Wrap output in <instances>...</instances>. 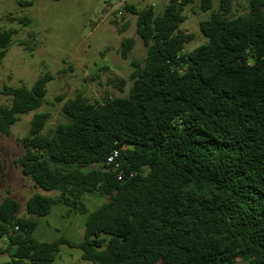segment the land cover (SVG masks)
Masks as SVG:
<instances>
[{
    "label": "trees",
    "instance_id": "16d2710c",
    "mask_svg": "<svg viewBox=\"0 0 264 264\" xmlns=\"http://www.w3.org/2000/svg\"><path fill=\"white\" fill-rule=\"evenodd\" d=\"M193 1L170 0L160 14L125 7L146 48L126 97L92 103L77 94L50 134L49 115H33L21 173L59 195L33 194L24 217L3 198L0 255L9 261L0 264H56L62 245L92 264H264V0L236 16L221 0L199 22L207 41L184 52L192 35L180 28L182 10ZM198 1L212 9V0ZM12 40L0 30V65ZM133 46L122 39L121 55ZM50 80L45 73L30 88L0 89L10 99L0 106L1 134L41 107ZM88 194L109 200L89 212ZM57 203L86 214L80 242L33 236Z\"/></svg>",
    "mask_w": 264,
    "mask_h": 264
},
{
    "label": "rangeland",
    "instance_id": "374dc122",
    "mask_svg": "<svg viewBox=\"0 0 264 264\" xmlns=\"http://www.w3.org/2000/svg\"><path fill=\"white\" fill-rule=\"evenodd\" d=\"M170 0H0V30L13 31V40L0 65V89L4 86L30 88L42 74L49 73L47 92L39 109L19 115L9 134L0 133V202L11 196L20 205L18 216H26V201L39 193L58 198L34 185L21 173L19 158L23 153L21 139L27 135L35 113L49 115L44 134H50L57 123L65 122L61 106L77 94L92 103L126 97L131 84L133 62L143 64L146 48L136 34V16L125 10L151 6L162 13ZM221 0H212V9L204 12L198 0L183 7L185 17L181 30L192 35L184 52L204 44L207 39L199 30V22L219 8ZM31 2V4H23ZM249 0H231L232 15L247 11ZM133 38L134 46L127 58L121 55V41ZM9 97L0 94V106H8ZM108 196L88 194L83 203L91 212ZM86 214L69 212L60 203L53 205L49 215L37 218L33 236L51 242L64 237L80 242L84 237ZM6 240L0 242L5 247ZM81 250L60 247L56 264H92L81 258ZM9 261L0 255V262Z\"/></svg>",
    "mask_w": 264,
    "mask_h": 264
},
{
    "label": "built area",
    "instance_id": "2783aa9c",
    "mask_svg": "<svg viewBox=\"0 0 264 264\" xmlns=\"http://www.w3.org/2000/svg\"><path fill=\"white\" fill-rule=\"evenodd\" d=\"M115 156H116V153H114L112 156H110V157L108 158L107 163H111V162L114 160Z\"/></svg>",
    "mask_w": 264,
    "mask_h": 264
}]
</instances>
